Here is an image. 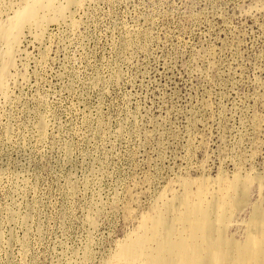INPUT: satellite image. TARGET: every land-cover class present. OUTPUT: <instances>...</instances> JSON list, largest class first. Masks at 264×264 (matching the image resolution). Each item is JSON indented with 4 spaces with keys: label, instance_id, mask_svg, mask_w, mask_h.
I'll return each instance as SVG.
<instances>
[{
    "label": "rangeland",
    "instance_id": "rangeland-1",
    "mask_svg": "<svg viewBox=\"0 0 264 264\" xmlns=\"http://www.w3.org/2000/svg\"><path fill=\"white\" fill-rule=\"evenodd\" d=\"M0 264H264V0H0Z\"/></svg>",
    "mask_w": 264,
    "mask_h": 264
},
{
    "label": "bare ground",
    "instance_id": "bare-ground-1",
    "mask_svg": "<svg viewBox=\"0 0 264 264\" xmlns=\"http://www.w3.org/2000/svg\"><path fill=\"white\" fill-rule=\"evenodd\" d=\"M70 5V4H69Z\"/></svg>",
    "mask_w": 264,
    "mask_h": 264
}]
</instances>
